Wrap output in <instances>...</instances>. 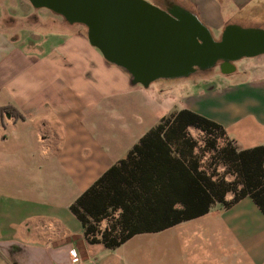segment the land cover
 I'll use <instances>...</instances> for the list:
<instances>
[{"label": "crops", "instance_id": "obj_1", "mask_svg": "<svg viewBox=\"0 0 264 264\" xmlns=\"http://www.w3.org/2000/svg\"><path fill=\"white\" fill-rule=\"evenodd\" d=\"M145 1L191 13L220 34L216 40L228 25L264 30V0ZM28 2L0 0V108L21 115L0 124V264H264V216L255 203L214 200L204 212L202 161L181 158L165 138L145 137L183 106L164 108L87 31L32 12ZM244 84L224 102L227 118H209L225 134L242 121L264 127V78L251 89ZM141 141L169 146L153 153L168 158L139 160L134 175L109 176V197L101 198L108 215L89 217L103 232L121 216L125 231L116 223L114 236H129L116 246L100 235L87 240L70 206Z\"/></svg>", "mask_w": 264, "mask_h": 264}, {"label": "water", "instance_id": "obj_2", "mask_svg": "<svg viewBox=\"0 0 264 264\" xmlns=\"http://www.w3.org/2000/svg\"><path fill=\"white\" fill-rule=\"evenodd\" d=\"M28 1L60 14L69 24L85 25L90 43L142 85L220 61L228 72L232 61L264 53L262 29L228 25L216 40L191 13L163 11L145 0Z\"/></svg>", "mask_w": 264, "mask_h": 264}, {"label": "trees", "instance_id": "obj_3", "mask_svg": "<svg viewBox=\"0 0 264 264\" xmlns=\"http://www.w3.org/2000/svg\"><path fill=\"white\" fill-rule=\"evenodd\" d=\"M222 62L220 61L219 63ZM2 112L15 118L21 117L20 113L10 106L0 108V116ZM190 127L205 134L207 137L204 141L206 151L212 153L213 160H215V163H209V165L204 166L205 172L203 170L199 172V176L204 178L205 184L204 202L206 207L204 212L207 211L208 204L214 200L220 202L224 207H229L240 199L249 197L264 216V144L238 149L231 140L225 138V131L220 124L186 108L163 117L145 137L165 138L169 140V144L174 147V151L181 158L199 162L200 157L194 151L196 141L187 131ZM163 129H165L163 136H160L158 133ZM217 139H221L222 144H217ZM168 150L169 146L167 148L161 143L148 146L141 141L131 149L124 159L120 160L117 165L112 166L70 206L71 211L81 220L87 240L95 242L97 236L100 235V240L106 245L116 246L129 236L130 230L125 234L122 233L123 235L119 238L114 236L117 228L113 225H116V223L120 227L119 230L125 231L124 220H122L121 216L111 223L112 226L109 231L104 230L103 232H99L89 218L91 217L96 222V220L98 221L108 215V211H105V209L103 211L101 203L104 193H106V198L109 197V192L105 191V181L112 175H134V162L147 159H166L168 158L167 156L157 157L153 153H162ZM218 165L224 166L226 172L232 176V179L227 180L226 176L217 173L216 167ZM212 175L217 176L216 180L211 179ZM228 192H231L233 196L227 201L225 200V195ZM88 197L93 199L91 206L86 205Z\"/></svg>", "mask_w": 264, "mask_h": 264}, {"label": "rangeland", "instance_id": "obj_4", "mask_svg": "<svg viewBox=\"0 0 264 264\" xmlns=\"http://www.w3.org/2000/svg\"><path fill=\"white\" fill-rule=\"evenodd\" d=\"M28 2V0H25ZM150 3L149 1H147ZM30 3V2H28ZM151 4V3H150ZM31 5V3H30ZM153 5V4H152ZM163 11H168L165 7H158ZM31 11L37 12L44 17H54L62 23L72 28L83 29L87 31L85 25L80 23L68 24L60 15L46 7H34L31 5ZM211 35L217 39L220 34L210 29ZM235 71L225 73L221 70L219 63L200 70L196 68L190 74L176 77H158L152 80L148 88L158 95L159 103L165 108H178L179 106L189 107L191 110L203 114L208 118L225 119L228 117L226 103L232 97H239L241 89L239 84H248L247 89L253 88V81L264 78V54L257 56L242 57L232 61ZM243 85V86H244ZM193 106V107H191ZM189 135L196 141L195 151L199 155L204 165L215 163L213 154L206 151L205 140L207 137L201 131L190 127ZM225 138L231 140L236 146V141L242 146H256L264 143V127H259L254 122H240L236 127L230 128L225 134ZM235 140H234V139ZM217 144H222L221 139L216 140ZM206 151V152H204ZM228 179L232 176L226 172L224 167H220V172Z\"/></svg>", "mask_w": 264, "mask_h": 264}, {"label": "built area", "instance_id": "obj_5", "mask_svg": "<svg viewBox=\"0 0 264 264\" xmlns=\"http://www.w3.org/2000/svg\"><path fill=\"white\" fill-rule=\"evenodd\" d=\"M5 117H7V115H6L5 112H3V113H2V118H1V120H0V124H3V119H4ZM71 255H72L73 259H76V253H75V251L72 250V251H71Z\"/></svg>", "mask_w": 264, "mask_h": 264}, {"label": "flooded vegetation", "instance_id": "obj_6", "mask_svg": "<svg viewBox=\"0 0 264 264\" xmlns=\"http://www.w3.org/2000/svg\"><path fill=\"white\" fill-rule=\"evenodd\" d=\"M174 9L172 8V9H170V10H168V11H173ZM220 65H221V70L223 71V72H226L223 68H224V66H226L225 64L226 63H224V62H222V63H219Z\"/></svg>", "mask_w": 264, "mask_h": 264}]
</instances>
